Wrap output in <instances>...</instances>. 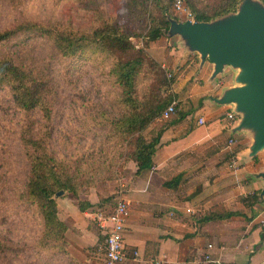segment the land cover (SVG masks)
<instances>
[{
  "label": "crops",
  "instance_id": "1",
  "mask_svg": "<svg viewBox=\"0 0 264 264\" xmlns=\"http://www.w3.org/2000/svg\"><path fill=\"white\" fill-rule=\"evenodd\" d=\"M149 52L167 70L181 62L187 70V76L171 84L176 111L170 119L157 117L150 124H163L150 168L135 173L134 162L121 160V180L78 194L87 204L83 210L66 191L55 197L56 216L66 227V258L71 264H102L103 237L94 211L112 206L119 196L128 205L122 233L125 258L116 264H264L259 176L264 148L250 156L252 132L236 129L239 117H226L235 112L233 104L213 101L237 85V72L230 75L226 68L231 67L224 66L213 75L212 63L185 45L176 54L167 49L162 58ZM186 98L196 103L184 106ZM189 109L179 116L178 111ZM227 212L234 214L222 215Z\"/></svg>",
  "mask_w": 264,
  "mask_h": 264
},
{
  "label": "trees",
  "instance_id": "2",
  "mask_svg": "<svg viewBox=\"0 0 264 264\" xmlns=\"http://www.w3.org/2000/svg\"><path fill=\"white\" fill-rule=\"evenodd\" d=\"M238 1L184 0V3L196 21H210L235 12ZM259 1L264 5V0ZM19 3L20 0H0V10L3 4L16 8ZM129 3L130 13L141 20L135 29L110 18L84 28L53 20L23 18L0 30V95L4 96L6 104H0V113L10 109L19 115L17 139L26 163L25 181L15 197L19 205L31 208L41 225L38 237L29 245L11 246L5 236L0 235V264H8L7 255L11 251L32 253L35 259L46 264L66 258L67 242L63 236L66 227L56 216L54 194L66 191L75 199L79 210L87 206L78 194L86 191L88 186L82 184L89 185V179L94 176L87 174L86 167L91 163L80 167V161L59 158L49 146L57 102L56 69H53L56 62L94 60V64L105 71L118 91L115 104L118 103L120 109L117 116L99 111L95 124L99 128L106 127L107 138L119 141L118 156L123 161L134 162L135 173L152 166V155L163 124H158L148 139L142 132L175 98L169 91L173 79H167L166 69L142 49H135L129 38L141 37L147 43L167 35L168 9L164 0H130ZM202 4L203 7L198 6ZM140 74L148 83L138 90L136 81ZM36 111L38 115L32 116L31 112ZM189 111H178L179 116ZM5 164L0 162L1 166ZM168 184L164 182L165 186Z\"/></svg>",
  "mask_w": 264,
  "mask_h": 264
},
{
  "label": "rangeland",
  "instance_id": "3",
  "mask_svg": "<svg viewBox=\"0 0 264 264\" xmlns=\"http://www.w3.org/2000/svg\"><path fill=\"white\" fill-rule=\"evenodd\" d=\"M242 1H238L236 11ZM250 1L264 7L259 0ZM129 2L130 0H20L16 8H11L7 4L2 5L0 30L23 18L59 21L74 28H84L98 24L102 19L110 18L121 21L125 27L135 29L140 25L141 20H137L135 14L130 13ZM164 3L167 5L169 19L174 17L177 22L185 19L184 12L189 10L184 0H179V8L176 7V0H171L169 3L164 0ZM198 6L203 7V4ZM129 39L135 49H142L152 58L149 51L162 58L169 53L167 49L175 53L177 49L185 45L176 34L161 36L147 43L141 37ZM53 69H56L54 86L57 102L53 110L50 149L57 157L66 161H80L78 163L80 167L91 163L86 169L87 174H94L89 179L93 185L82 184L88 186L85 192H88L91 187L101 190L106 185H113L114 181L121 180V176L123 177L121 157L118 156L121 146L119 147V141L117 142L116 138L105 136L106 127L99 128L95 124V117L99 111H105L110 116L119 114V105L115 104L118 91L110 82L108 75L104 73L105 71L94 64V60L73 59L56 62ZM226 69L230 75L238 71L237 68L232 67ZM195 72V69L191 72L193 76ZM167 73L169 76H166ZM186 74L188 73L183 62L165 70V77L173 79L169 85L170 92H172L171 84L177 80V77L184 78ZM192 75L185 81L182 90L190 84ZM222 78H228V76L224 75ZM147 83V79H143L141 74L138 75L136 81L138 90L143 89ZM3 100L4 96L0 95V104H5ZM182 101H185L184 106L196 103V100L191 103L189 98ZM31 115L36 117L38 111L31 112ZM235 116L240 117L238 114ZM170 117L162 120H168ZM18 124H20L19 115L15 111L7 109L3 114L0 113V162L6 163L4 166L0 165V235H4L11 246L32 244L41 229L40 220L31 208L19 205L15 197L26 176V163L17 139ZM157 127V124L149 125L142 134L148 139ZM4 149L6 151H3ZM4 170L6 173L3 174ZM107 201L111 202L110 196ZM7 256L8 264H46L39 262L34 258V254L26 251L21 254L11 251ZM51 264L70 263L67 258H59Z\"/></svg>",
  "mask_w": 264,
  "mask_h": 264
},
{
  "label": "water",
  "instance_id": "4",
  "mask_svg": "<svg viewBox=\"0 0 264 264\" xmlns=\"http://www.w3.org/2000/svg\"><path fill=\"white\" fill-rule=\"evenodd\" d=\"M176 34L190 51L213 65L212 74L224 66L237 68V85L223 91L213 101L233 104L239 117L236 129L252 132L249 155L264 148V7L243 0L237 11L213 21L169 19L168 34ZM260 194H264V172ZM57 191L54 197L62 194Z\"/></svg>",
  "mask_w": 264,
  "mask_h": 264
},
{
  "label": "built area",
  "instance_id": "5",
  "mask_svg": "<svg viewBox=\"0 0 264 264\" xmlns=\"http://www.w3.org/2000/svg\"><path fill=\"white\" fill-rule=\"evenodd\" d=\"M179 0H176V7L179 8ZM184 18L192 20L193 15L186 11L184 12ZM166 76H169L167 73ZM176 101L171 100L161 111L158 118L167 119L175 113ZM235 112H228L226 117L232 119L235 116ZM204 119L202 117L197 118V123L202 124ZM232 141L229 140L228 143ZM127 202L122 197H117L114 200L112 206L108 208H97L94 211V221L102 233V244L100 246V253L102 256V264H116L124 260L125 252L123 245V229L124 220L127 214ZM135 254V253H133ZM207 258V257H205ZM153 264H160L159 261H153ZM217 264H219L217 262Z\"/></svg>",
  "mask_w": 264,
  "mask_h": 264
}]
</instances>
